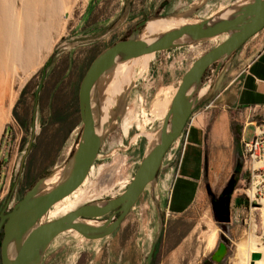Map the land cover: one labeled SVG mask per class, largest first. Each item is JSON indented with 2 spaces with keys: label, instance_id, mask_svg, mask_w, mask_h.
Listing matches in <instances>:
<instances>
[{
  "label": "rangeland",
  "instance_id": "rangeland-1",
  "mask_svg": "<svg viewBox=\"0 0 264 264\" xmlns=\"http://www.w3.org/2000/svg\"><path fill=\"white\" fill-rule=\"evenodd\" d=\"M248 1L251 0H69L61 14L60 34L43 62L24 80L12 69L1 71L5 86L2 106L7 117L0 130V211L30 139L34 93L40 82L34 141L6 211L40 176L51 178L49 186L56 181L82 127L77 99L80 80L101 50L126 37L145 18L148 20L140 36L150 38ZM15 5L18 10L20 0ZM224 38L200 40L121 62L101 77L98 90L103 141L97 157L84 182L54 204L44 221L81 204L115 197L125 189L157 135L181 76L193 60ZM248 43L241 46V54L236 50L228 71L241 67L255 54L259 42ZM214 67L215 64L207 70L203 85L211 78ZM210 100L207 98L194 109L200 110ZM251 132L252 127H247L245 135ZM169 153L170 148L166 159ZM205 155L200 192L190 207L181 214L164 216L161 205L156 204L164 226L152 264H204L222 243L220 234L226 238V253L212 264H244L247 252L251 264H264V181L257 183L256 197L250 200V163L242 135L236 139L233 134V148L226 151L223 159H211L209 150ZM150 191L147 185L135 208L111 236L87 240L72 230L65 231L50 242L40 264H143L157 229L158 211L151 203ZM146 200L149 209L144 207ZM218 205L223 206L221 214Z\"/></svg>",
  "mask_w": 264,
  "mask_h": 264
},
{
  "label": "water",
  "instance_id": "water-1",
  "mask_svg": "<svg viewBox=\"0 0 264 264\" xmlns=\"http://www.w3.org/2000/svg\"><path fill=\"white\" fill-rule=\"evenodd\" d=\"M147 20L145 18L139 21L126 37L114 41L101 50L86 68L77 93L79 117L82 123L80 135L73 151L60 169L56 181L51 186H47L45 183L47 176H40L22 197L4 212L34 136L36 99L42 86L41 82L38 84L34 93L31 136L20 160L18 175L0 211L1 264H40L50 242L57 235L68 230L75 231L87 240H95L110 235L119 227L146 186L154 184L164 155L172 143L180 137L197 104L198 92L207 70L215 64L214 68L217 71L222 61L264 27V0L237 4L198 22L185 23L150 38H142L140 31ZM222 35L225 38L193 60L181 76L157 135L141 157L125 189L115 197L81 204L57 218L44 221L43 218L54 204L70 195L84 182L97 157L103 141L100 133L102 111L98 90L101 77L112 72L118 63ZM44 76L45 70L42 68V79ZM154 203L157 204L156 200ZM156 209L157 229L143 264L151 263L164 226V219L157 205ZM103 217L105 219L99 224L90 223L91 219ZM219 237L222 243H218L210 256V261L204 264L217 263L226 253L223 244L226 238L223 234Z\"/></svg>",
  "mask_w": 264,
  "mask_h": 264
},
{
  "label": "crops",
  "instance_id": "crops-1",
  "mask_svg": "<svg viewBox=\"0 0 264 264\" xmlns=\"http://www.w3.org/2000/svg\"><path fill=\"white\" fill-rule=\"evenodd\" d=\"M251 41L259 42V48L248 62L228 71L237 56L235 51L222 61L207 84H202L196 106L211 98L209 104L198 111L193 110L180 137L172 143L167 159L164 155L156 180L150 186L151 203L155 205L156 200L164 216L183 213L196 199L200 192L205 152L209 150L211 159L225 157L226 151L233 148L232 123L240 127L242 140H248L254 131V122L264 120V27L241 46ZM241 46L237 49L239 54ZM247 127H252L248 137L245 135ZM144 207L149 209V201H144ZM101 222L90 220L92 224Z\"/></svg>",
  "mask_w": 264,
  "mask_h": 264
},
{
  "label": "bare ground",
  "instance_id": "bare-ground-1",
  "mask_svg": "<svg viewBox=\"0 0 264 264\" xmlns=\"http://www.w3.org/2000/svg\"><path fill=\"white\" fill-rule=\"evenodd\" d=\"M5 1L0 0V130L7 117L2 106L5 86L2 85L1 71L12 69L19 73L20 80H24L43 62L60 34L61 14L69 0H20L18 10L17 0L7 4ZM100 125H103L101 118ZM45 183L49 186L48 178ZM208 238L211 242V237ZM210 242L208 245L212 244ZM245 260L244 264H251L248 252Z\"/></svg>",
  "mask_w": 264,
  "mask_h": 264
},
{
  "label": "built area",
  "instance_id": "built-area-1",
  "mask_svg": "<svg viewBox=\"0 0 264 264\" xmlns=\"http://www.w3.org/2000/svg\"><path fill=\"white\" fill-rule=\"evenodd\" d=\"M246 158L250 163V180L253 200L258 190V182L264 181V120L254 122V131L248 140H242Z\"/></svg>",
  "mask_w": 264,
  "mask_h": 264
},
{
  "label": "flooded vegetation",
  "instance_id": "flooded-vegetation-1",
  "mask_svg": "<svg viewBox=\"0 0 264 264\" xmlns=\"http://www.w3.org/2000/svg\"><path fill=\"white\" fill-rule=\"evenodd\" d=\"M41 78H42V75H41ZM42 87V86H41ZM41 89V88H40ZM40 91V90H39ZM38 94H39V92H38ZM39 96V95H38ZM38 96H37V99H36V108H37V105H38ZM35 97V96H34ZM35 100V99H34ZM33 105H34V103H33ZM32 119H33V115H32ZM32 123V122H31ZM31 136V135H30ZM33 141H34V136H33V139H32V142H31V144L33 143ZM31 146V145H30ZM48 180H51V178H48ZM216 208H217V210H218V212H219V214H221L222 213V210H223V206H221V205H218V206H216ZM8 211V210H7ZM6 210L4 211V212H7ZM106 217V216H105ZM104 220V219H103ZM162 234V233H161ZM158 242V241H157ZM156 249H155V251L153 252V258H152V261H153V259H154V257H155V254H156V250L158 249V247H157V243H156ZM208 261V260H207ZM210 261V260H209ZM206 262V261H205Z\"/></svg>",
  "mask_w": 264,
  "mask_h": 264
},
{
  "label": "trees",
  "instance_id": "trees-1",
  "mask_svg": "<svg viewBox=\"0 0 264 264\" xmlns=\"http://www.w3.org/2000/svg\"><path fill=\"white\" fill-rule=\"evenodd\" d=\"M41 79H42V78H41ZM41 81H42V80H41ZM38 100H39V96H38ZM232 131H233L234 137H235L236 139H238V138L240 137V127H239L238 125L232 123ZM236 203H238V201H236ZM155 249H156V247H155ZM155 249H154V251H155ZM152 262H153V261H151L150 264H152Z\"/></svg>",
  "mask_w": 264,
  "mask_h": 264
}]
</instances>
